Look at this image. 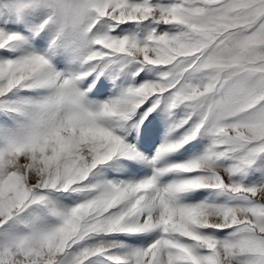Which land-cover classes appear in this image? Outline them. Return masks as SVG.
Masks as SVG:
<instances>
[{"label": "snow or ice", "instance_id": "1", "mask_svg": "<svg viewBox=\"0 0 264 264\" xmlns=\"http://www.w3.org/2000/svg\"><path fill=\"white\" fill-rule=\"evenodd\" d=\"M0 264H264V0H0Z\"/></svg>", "mask_w": 264, "mask_h": 264}]
</instances>
